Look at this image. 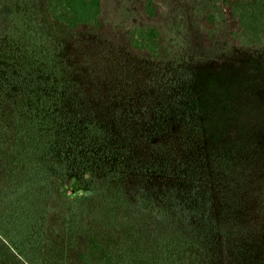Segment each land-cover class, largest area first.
Returning a JSON list of instances; mask_svg holds the SVG:
<instances>
[{"label":"trees","instance_id":"16d2710c","mask_svg":"<svg viewBox=\"0 0 264 264\" xmlns=\"http://www.w3.org/2000/svg\"><path fill=\"white\" fill-rule=\"evenodd\" d=\"M166 1L185 0H146L142 15ZM38 2L33 17L0 0V264H264V166L207 152L196 120L163 122L166 102L121 90L60 39L161 61L162 30L108 23L103 0ZM220 9L222 22L195 18L201 52L264 50V0Z\"/></svg>","mask_w":264,"mask_h":264},{"label":"rangeland","instance_id":"374dc122","mask_svg":"<svg viewBox=\"0 0 264 264\" xmlns=\"http://www.w3.org/2000/svg\"><path fill=\"white\" fill-rule=\"evenodd\" d=\"M145 1L103 0L105 20L112 25L158 27L170 50L166 60L131 58L120 47L86 34L62 35L60 39L73 54L78 52V58L90 60L102 69L110 68L121 90L130 89L137 98L166 102L169 110L163 122L196 120L194 126L209 135L204 138L207 152L233 151L244 155L251 166L258 162L264 166V50H199L195 18L211 12L222 22V0H185L181 4L166 1L161 3L160 16L153 22L142 15ZM24 3L28 14L41 15L38 0ZM65 179V175H56L52 180L64 188ZM55 197L62 199L60 195ZM78 199L66 202L73 204ZM0 242L9 249L1 236Z\"/></svg>","mask_w":264,"mask_h":264}]
</instances>
